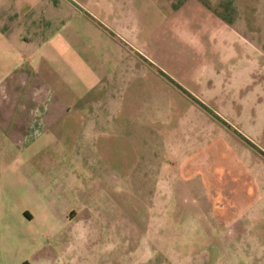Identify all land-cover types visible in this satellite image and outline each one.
<instances>
[{
    "label": "crops",
    "instance_id": "1",
    "mask_svg": "<svg viewBox=\"0 0 264 264\" xmlns=\"http://www.w3.org/2000/svg\"><path fill=\"white\" fill-rule=\"evenodd\" d=\"M256 97L264 0H0V193L26 200L18 225L0 224V264L132 261L94 200L136 167L199 179L211 222L264 232V157L223 195L200 140L206 116ZM237 251L229 262L264 264Z\"/></svg>",
    "mask_w": 264,
    "mask_h": 264
},
{
    "label": "rangeland",
    "instance_id": "2",
    "mask_svg": "<svg viewBox=\"0 0 264 264\" xmlns=\"http://www.w3.org/2000/svg\"><path fill=\"white\" fill-rule=\"evenodd\" d=\"M257 99L222 104L232 112L226 114L227 118L215 114L205 117L200 140L206 168L207 172L211 170L212 180L217 177L221 181L223 195L236 193L235 188L227 186L228 179L237 178L235 172H257L258 158L264 157V98ZM140 136L144 135L137 134V152L142 157L145 148ZM181 179L137 177L136 167L129 178L116 182V193L111 191L94 200L99 212L96 216L100 215V219L94 215V222L118 226L109 234L119 238L127 251L135 252L136 257L126 264H235L229 258L236 249L237 253L264 255L263 231L258 234L236 226L234 220L232 228L228 220L216 226L209 220L214 217L208 212L209 200L200 197L193 202L192 197L202 195L200 180ZM206 192L212 201L214 189ZM24 201L22 196L10 198L0 193V224L18 225L16 212ZM58 202L67 203L64 199ZM68 203L76 207L74 200ZM4 233L0 231V236ZM235 241L239 247H233L231 242Z\"/></svg>",
    "mask_w": 264,
    "mask_h": 264
}]
</instances>
